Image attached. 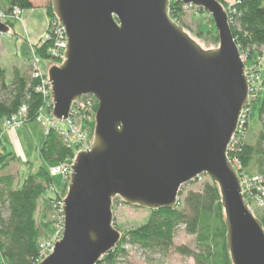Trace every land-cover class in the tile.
I'll list each match as a JSON object with an SVG mask.
<instances>
[{
  "label": "water",
  "instance_id": "water-1",
  "mask_svg": "<svg viewBox=\"0 0 264 264\" xmlns=\"http://www.w3.org/2000/svg\"><path fill=\"white\" fill-rule=\"evenodd\" d=\"M214 20L220 44L203 51L170 17V0H52L66 36L49 69L52 116L98 103L91 150L72 165L63 235L40 264H99L121 238L113 201L173 210L182 187L208 175L221 190L233 264H264V229L228 151L249 105L246 65L216 0H181ZM11 28L0 21V36Z\"/></svg>",
  "mask_w": 264,
  "mask_h": 264
},
{
  "label": "trees",
  "instance_id": "trees-1",
  "mask_svg": "<svg viewBox=\"0 0 264 264\" xmlns=\"http://www.w3.org/2000/svg\"><path fill=\"white\" fill-rule=\"evenodd\" d=\"M0 1V10L9 15L17 9L23 12L34 8L31 0ZM216 1L230 18L234 40L241 55L246 56L245 65L248 67L263 64L264 0ZM46 9L51 21H57L52 10V1ZM186 9L194 10V7L185 6L181 0H170V17L179 26L186 15ZM198 11L209 17L216 43L219 45L220 39L213 18L204 10ZM7 25L12 30L14 22L8 21ZM49 47L48 41L39 44L33 51L34 55L58 64L49 55ZM14 75L12 82L8 83L6 71L0 61V257L2 264H39L41 246L53 240L49 231L53 224L51 219L62 220L61 207L69 192L70 179L67 178L62 191L56 192L54 197H44V193L53 187L54 177L50 174V168L58 165L71 167L78 150L66 142L61 134L63 129L51 127L41 148L46 167L39 168L36 173L29 174L24 179L19 178L15 185L13 177L6 172L17 161V157L3 154V121L18 115L22 108H26V122L31 123L39 117L41 109L48 103L52 113L53 100L50 94L39 91V88L45 86L48 77L40 73L37 66L26 67L25 72L16 69ZM91 99L93 111L80 110L75 115V120L78 124L82 121L85 128L90 127L91 135L94 136L95 114L99 106L94 98ZM253 120H256L257 127H261L255 140L250 136ZM228 156L232 164L238 163L241 178L260 179L244 198L264 229V71L259 99L252 105ZM41 199H44V206L41 220L38 221L37 212ZM221 200L219 185L210 180L200 191H191L183 201L178 200L175 209L149 212L148 221L144 225L122 233L117 230L121 238L116 249L110 251L99 264H117L118 258L125 256L126 246L150 253L169 254L174 251L185 258L193 259L195 264H233L226 243V215ZM255 200L260 201L256 208L253 206ZM181 228L187 235L194 237V248L175 247L174 240Z\"/></svg>",
  "mask_w": 264,
  "mask_h": 264
},
{
  "label": "rangeland",
  "instance_id": "rangeland-1",
  "mask_svg": "<svg viewBox=\"0 0 264 264\" xmlns=\"http://www.w3.org/2000/svg\"><path fill=\"white\" fill-rule=\"evenodd\" d=\"M51 1L52 0H37L38 6L42 7L23 11L19 16H12L10 21L14 22V26L10 34L0 36L1 65L6 71V80L8 83H11L14 79L16 69L25 72L26 67L29 68L35 65L42 74L47 75V80H49V69L53 66H59L57 63L37 57L33 52L39 44L41 45L45 42L44 40H47V37L52 32L54 21H51L48 17L46 9ZM0 13L4 12L0 10ZM181 26L188 37L197 43L203 51H209L219 47L216 43L214 37L215 32L209 17L200 13L197 8L194 7V10L186 9V15L181 21ZM248 67L252 69L254 66L248 65ZM258 68L263 75L264 63L259 65ZM258 99L259 96L257 95V100ZM256 101L253 105H255ZM51 121L52 113L49 111V103L41 109L39 117L31 123H27L25 118L19 119V125H8L6 120L3 121V154H13L17 157V161L13 163L6 172L13 177L15 185L18 183L19 178L24 179L29 174L36 173L39 168L46 167L47 164L42 157L41 148L45 143L46 135L52 129L51 127H53ZM79 122L80 123H77L78 125L75 127L77 135L80 138H82L81 136L83 135H87L89 139L93 140L94 136L91 135L90 127L85 128L83 122ZM55 126L64 131L68 130L66 122H56ZM260 129V126L257 127L256 120H253L250 134L252 140L256 139ZM79 137L75 139L79 141ZM233 165L238 171V163L234 162ZM66 179V176L63 175L55 176L53 187L44 193V197H54L56 192L62 191ZM210 180L211 178L208 175H203L199 180L182 187L181 196L179 195L178 200L183 201L185 196L191 191H200L203 185ZM244 181L248 183V178H241V186H243ZM254 202L256 203H254L253 206L256 208L260 201L255 200ZM43 206L44 199H41L37 212L38 221L41 220ZM113 217L114 227L122 233L147 223L149 211L142 208L129 207L117 198L113 201ZM51 221L53 224H51L49 231L52 234V239L59 242L63 235L62 220L60 219V221H57L52 218ZM174 245L175 247L188 246L194 248L195 239L187 235L184 229L181 228L177 232ZM125 249V256L118 258L117 264H195L193 259L185 258L174 251L169 254H162L158 252H145L140 248L131 246H126ZM0 264H2L1 257Z\"/></svg>",
  "mask_w": 264,
  "mask_h": 264
},
{
  "label": "built area",
  "instance_id": "built-area-1",
  "mask_svg": "<svg viewBox=\"0 0 264 264\" xmlns=\"http://www.w3.org/2000/svg\"><path fill=\"white\" fill-rule=\"evenodd\" d=\"M22 12L20 10H15L12 14H4V13H0V21L3 23H6L8 21L11 20L12 16H19L21 15ZM45 42L48 41L50 42L51 46L48 49V53L49 55L52 57L53 60L59 62V66L63 63L64 59V53L66 51V36L65 33L63 31V28L60 26L59 21H55L54 22V26L52 28V32L51 34L47 37V40H44ZM242 58L244 60V62H246V56L242 55ZM39 69V68H38ZM40 71V70H39ZM41 73V71H40ZM245 75L247 77L248 80V98H249V105L248 107H246L243 110V113L241 115V119H240V124L238 127V132L235 135V137L233 138L232 144L229 147V151H232L233 146H234V142L236 139V136L240 133L241 129L243 128V125L245 124V121L247 119V116L250 112V109L253 105V103L257 100V95L259 96V94L262 91V76L260 73V69L258 68V66H254L252 69H250L249 67L246 66V71H245ZM47 85L49 88H47ZM39 91H43L46 94H50L52 93V86L49 82V80L46 81L45 86L39 88ZM93 97H83L79 100H77L72 108V112L70 115V118L68 119V121L66 122L68 125V130L64 131L61 130V134L65 137L66 142H68L72 147H76L78 150V153L80 151H90L91 150V145H92V139H89L87 137V135H83L81 136L82 138H80L77 133H76V125L77 122L75 120V115L78 113V111L80 110H90L93 111V103H92V99ZM25 113H26V108H22V110L20 111V113L10 119L6 120V123H8V125H19L18 121L19 119L25 118ZM96 116V114H95ZM53 127L56 124V120L53 119L52 116V121H51ZM75 134V135H74ZM79 137L80 140L77 141L75 138ZM228 151V152H229ZM239 167V166H238ZM71 173H72V166L68 167V166H64V165H58V166H54L50 168V174L51 176L55 177V176H66V178L71 177ZM247 179V178H244ZM260 179L258 177H256L254 180H250L248 179V183H245L246 181L243 182V194L245 195L247 192L251 191V188H253V185H255L256 181H259ZM242 185V182H241ZM62 207H63V203H62ZM62 207H61V213H62ZM62 231H63V227H64V218L62 216ZM57 243V241L55 239H53L52 241H50L49 243H44L41 246L42 252H41V261L39 262V264L41 262H43L50 254H52L54 252V247L55 244Z\"/></svg>",
  "mask_w": 264,
  "mask_h": 264
},
{
  "label": "crops",
  "instance_id": "crops-1",
  "mask_svg": "<svg viewBox=\"0 0 264 264\" xmlns=\"http://www.w3.org/2000/svg\"><path fill=\"white\" fill-rule=\"evenodd\" d=\"M31 2H32L33 6H34V9H37L39 7H42V6H38L39 4H37V0H31ZM0 55H1V49H0ZM0 61H1V56H0Z\"/></svg>",
  "mask_w": 264,
  "mask_h": 264
}]
</instances>
